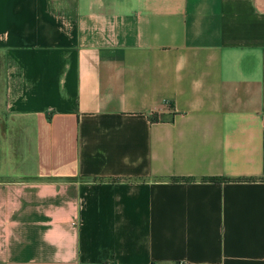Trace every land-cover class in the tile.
I'll return each instance as SVG.
<instances>
[{
	"label": "crops",
	"instance_id": "obj_1",
	"mask_svg": "<svg viewBox=\"0 0 264 264\" xmlns=\"http://www.w3.org/2000/svg\"><path fill=\"white\" fill-rule=\"evenodd\" d=\"M0 264H264V0H0Z\"/></svg>",
	"mask_w": 264,
	"mask_h": 264
},
{
	"label": "trees",
	"instance_id": "obj_2",
	"mask_svg": "<svg viewBox=\"0 0 264 264\" xmlns=\"http://www.w3.org/2000/svg\"><path fill=\"white\" fill-rule=\"evenodd\" d=\"M174 178H177V177H174ZM222 178H225V177H218V176H212L211 177V179H213V180L222 179Z\"/></svg>",
	"mask_w": 264,
	"mask_h": 264
}]
</instances>
